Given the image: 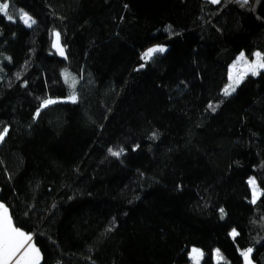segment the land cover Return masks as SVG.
I'll use <instances>...</instances> for the list:
<instances>
[{
	"label": "trees",
	"instance_id": "obj_1",
	"mask_svg": "<svg viewBox=\"0 0 264 264\" xmlns=\"http://www.w3.org/2000/svg\"><path fill=\"white\" fill-rule=\"evenodd\" d=\"M2 2L0 203L40 264H264V71L223 95L264 0Z\"/></svg>",
	"mask_w": 264,
	"mask_h": 264
},
{
	"label": "snow or ice",
	"instance_id": "obj_2",
	"mask_svg": "<svg viewBox=\"0 0 264 264\" xmlns=\"http://www.w3.org/2000/svg\"><path fill=\"white\" fill-rule=\"evenodd\" d=\"M220 0H212V3H219ZM237 2L241 3V5H246L248 0H237ZM0 15H3L8 20H13V14L10 13L9 3L2 2L0 3ZM19 18L23 20L24 24L28 27H31L35 21L29 16L26 12L20 11ZM55 43L53 47L60 52L61 55L64 54L63 48L60 46V33H54ZM165 51L164 48H151L147 52L143 54V59L145 61L152 58V56L157 52ZM255 60L252 63H249L247 58L243 53L240 54L237 61L232 65V70L229 73V81L227 87L224 88V95H231L232 92L235 91L236 87L239 86L241 81L245 78L246 75L251 73L252 75H258L260 69H264V56L261 53H254ZM65 82L69 83V86L72 89H75V78L71 77L69 73L64 74ZM70 99L72 102L76 101L75 93L73 91ZM44 106L46 107L48 104L55 103L52 100H45ZM212 107V105H209ZM39 113H37L38 115ZM7 135V129H4L0 132V142L4 140V137ZM111 155L119 156L121 154L120 151H112L109 149ZM249 184L253 186V203L255 202L258 192L256 188V182L254 179L249 180ZM223 212V209H221ZM232 235L235 237L238 233L233 230ZM32 236L30 234L25 233L19 228L15 227L12 223V218L8 213L7 207L3 204H0V264H39L41 259L40 251L36 246L31 243ZM252 249L249 248L247 251L242 252L241 255L244 256L247 264H251L249 259L251 255ZM203 257V252L200 250L193 248L191 259L194 261V264H199L200 258ZM217 257H220L219 251H217Z\"/></svg>",
	"mask_w": 264,
	"mask_h": 264
},
{
	"label": "rangeland",
	"instance_id": "obj_3",
	"mask_svg": "<svg viewBox=\"0 0 264 264\" xmlns=\"http://www.w3.org/2000/svg\"><path fill=\"white\" fill-rule=\"evenodd\" d=\"M22 22H23V20H22ZM24 23V22H23ZM24 25H26V24H24ZM27 26V25H26ZM28 27V26H27ZM158 47H160V48H164L165 49V51L167 50L165 47H162V46H154V47H152V48H158ZM151 49V48H150ZM149 50V49H148ZM147 50V51H148ZM146 51V52H147ZM165 51H163V52H157V53H155L153 56H155L156 54H160V53H164ZM145 53V52H144ZM143 53V54H144ZM143 54H142V59H143ZM152 56V57H153ZM150 60V59H149ZM149 60H147V61H149ZM254 60L255 59H253V61L252 62H254ZM143 61H145L144 59H143ZM147 61H145V62H147ZM249 63H252V62H250V61H248ZM231 70H232V67L230 68V72H231ZM259 71V73L260 72H262V71H264V69H260V70H258ZM249 75H252L251 73H249L248 75H246L245 77H247V76H249ZM242 82V81H241ZM229 83H230V81H229ZM228 83V84H229ZM228 84H227V86H228ZM226 86V87H227ZM238 87V86H237ZM237 87H236V89H237ZM147 88H148V90L149 91H152L153 90V88H154V78L153 77H151L150 79H149V81H148V84H147ZM236 89H235V91H236ZM235 91L234 92H232V94L231 95H233L234 93H235ZM223 95H224V91H223ZM231 95H228V96H226V95H224L225 97H229V96H231ZM64 102H72V100L70 99V98H68V99H65V100H63ZM76 101H77V99H76ZM75 101V102H76ZM57 101H55V103H56ZM55 103H51V104H48L47 106H50V105H52V104H55ZM46 106V107H47ZM45 107V106H44ZM252 179H254V178H251L250 180H252ZM255 180V179H254ZM256 182V181H255ZM250 185V188H251V191H252V201H253V186L251 185V184H249ZM256 188H257V192H258V195H257V198H256V200H255V202L258 200V198L260 197V194H261V192H260V190H259V188H258V186H257V184H256ZM9 213V212H8ZM193 249V248H192ZM192 249L190 250V253H189V258H190V264H194V261L191 259V255H192ZM196 249H198V250H200L199 248H196ZM248 249H246V250H240V254L242 253V252H245V251H247ZM201 251V250H200ZM202 252V251H201ZM220 257L222 258V259H219L218 257H217V251L214 253V259H215V261L216 262H222L224 259H223V257H222V255L220 254ZM249 259H250V261H251V264H255L253 261H252V252H251V255H250V257H249ZM243 260H244V264H247V261L245 260V258H244V256H243ZM201 262H202V258H200V260H199V264H201Z\"/></svg>",
	"mask_w": 264,
	"mask_h": 264
},
{
	"label": "water",
	"instance_id": "obj_4",
	"mask_svg": "<svg viewBox=\"0 0 264 264\" xmlns=\"http://www.w3.org/2000/svg\"><path fill=\"white\" fill-rule=\"evenodd\" d=\"M55 43V37H54V40H53V44ZM60 46L63 48V51H64V54L61 55L60 52L57 51V49L55 47H53V50L57 53V55L60 57V58H64L65 57V50H64V47L62 46V43H61V38H60Z\"/></svg>",
	"mask_w": 264,
	"mask_h": 264
},
{
	"label": "crops",
	"instance_id": "obj_5",
	"mask_svg": "<svg viewBox=\"0 0 264 264\" xmlns=\"http://www.w3.org/2000/svg\"><path fill=\"white\" fill-rule=\"evenodd\" d=\"M210 1H212V0H210ZM254 59H255V56H254ZM0 204H1V203H0ZM8 212H9V211H8ZM9 215H10V214H9ZM31 243H33V244L35 245L33 238H32ZM35 246H36V245H35ZM36 248H37V247H36ZM40 256H41V253H40ZM41 259H42V256H41ZM41 259H40V261H39V264H40V262H41Z\"/></svg>",
	"mask_w": 264,
	"mask_h": 264
}]
</instances>
